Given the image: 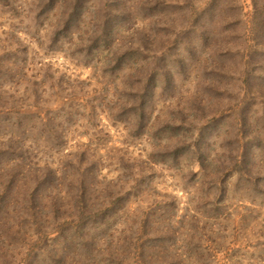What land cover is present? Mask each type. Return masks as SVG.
Returning a JSON list of instances; mask_svg holds the SVG:
<instances>
[{
    "label": "rangeland",
    "instance_id": "1",
    "mask_svg": "<svg viewBox=\"0 0 264 264\" xmlns=\"http://www.w3.org/2000/svg\"><path fill=\"white\" fill-rule=\"evenodd\" d=\"M217 2L0 0V264H264V0Z\"/></svg>",
    "mask_w": 264,
    "mask_h": 264
},
{
    "label": "trees",
    "instance_id": "2",
    "mask_svg": "<svg viewBox=\"0 0 264 264\" xmlns=\"http://www.w3.org/2000/svg\"><path fill=\"white\" fill-rule=\"evenodd\" d=\"M217 1L218 0H208V4L206 5V10L204 12V15H202V17H201V19L203 17H205L206 18V21H205V23L202 22L201 25H203L205 27H208L209 25H211L210 22L215 21L217 19V17H219V15L221 13V10L218 11L219 10V7H218V2ZM261 16L263 17V13L259 9H256V11L253 14V17H258L259 18V24H256V27H255V30L256 31H254L253 34L255 35L254 40L257 43H259V45L261 47L264 48V21H263L264 18H262V20H261ZM243 24L244 23L242 22V20L237 19V21H236V23L234 25L238 29V28H241V26ZM207 31L210 32V30H207ZM256 36H258V37H256ZM207 42L204 41L205 44Z\"/></svg>",
    "mask_w": 264,
    "mask_h": 264
}]
</instances>
